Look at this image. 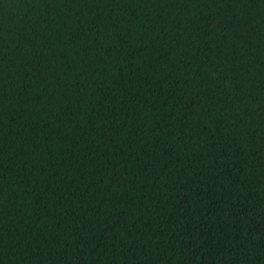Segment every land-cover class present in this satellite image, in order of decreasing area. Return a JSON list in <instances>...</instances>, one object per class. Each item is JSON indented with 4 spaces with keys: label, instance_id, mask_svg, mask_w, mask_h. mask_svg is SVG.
Returning <instances> with one entry per match:
<instances>
[{
    "label": "trees",
    "instance_id": "obj_1",
    "mask_svg": "<svg viewBox=\"0 0 264 264\" xmlns=\"http://www.w3.org/2000/svg\"><path fill=\"white\" fill-rule=\"evenodd\" d=\"M0 264H264V0H0Z\"/></svg>",
    "mask_w": 264,
    "mask_h": 264
}]
</instances>
